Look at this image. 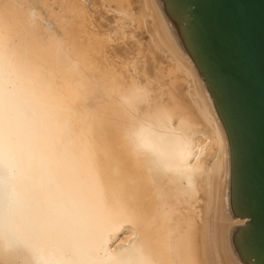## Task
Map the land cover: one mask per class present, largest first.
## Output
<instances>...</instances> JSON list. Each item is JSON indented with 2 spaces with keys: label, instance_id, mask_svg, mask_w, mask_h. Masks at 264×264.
<instances>
[{
  "label": "bare ground",
  "instance_id": "1",
  "mask_svg": "<svg viewBox=\"0 0 264 264\" xmlns=\"http://www.w3.org/2000/svg\"><path fill=\"white\" fill-rule=\"evenodd\" d=\"M4 1L0 264H264L243 118L199 0L57 15L44 0L63 35L38 29L34 1Z\"/></svg>",
  "mask_w": 264,
  "mask_h": 264
},
{
  "label": "water",
  "instance_id": "2",
  "mask_svg": "<svg viewBox=\"0 0 264 264\" xmlns=\"http://www.w3.org/2000/svg\"><path fill=\"white\" fill-rule=\"evenodd\" d=\"M199 4L243 118L264 221V0H199Z\"/></svg>",
  "mask_w": 264,
  "mask_h": 264
},
{
  "label": "rangeland",
  "instance_id": "3",
  "mask_svg": "<svg viewBox=\"0 0 264 264\" xmlns=\"http://www.w3.org/2000/svg\"><path fill=\"white\" fill-rule=\"evenodd\" d=\"M4 1V0H1ZM8 0H5L4 3L1 2V7L4 6V4L7 2ZM13 2L17 3L18 7H22L21 6V1L20 0H12ZM30 3H32V1H34L35 3V8L36 10L39 12L40 14V19H39V25H38V29L39 30H44V29H51V31L54 30V32H57L58 34L63 35V31L60 28L57 19L58 18H51L49 17V7L46 6L45 1L43 0H28ZM60 1V2H59ZM49 4L51 5V8H54L53 12L57 15L58 13L61 14L62 11L64 10V4L62 2V0H48ZM20 3V4H19ZM91 6V5H90ZM47 7V8H46ZM63 7V9L61 8ZM61 11V12H60ZM57 12V13H56ZM42 18V19H41ZM154 23V22H153ZM58 24V26H57ZM49 25V26H48ZM47 26V27H46ZM138 37H142V35H140V32H138ZM131 225L128 223L123 224V226L120 227V230L118 232V236L116 238V245L120 242V239H125L126 235L129 233V231L131 230ZM127 233V234H126Z\"/></svg>",
  "mask_w": 264,
  "mask_h": 264
}]
</instances>
